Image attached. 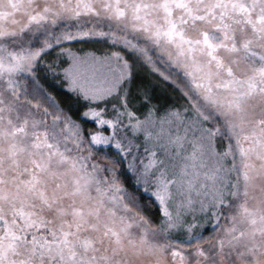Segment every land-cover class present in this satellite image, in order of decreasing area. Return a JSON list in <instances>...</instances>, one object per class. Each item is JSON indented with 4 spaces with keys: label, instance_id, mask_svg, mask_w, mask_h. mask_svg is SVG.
<instances>
[{
    "label": "snow or ice",
    "instance_id": "obj_1",
    "mask_svg": "<svg viewBox=\"0 0 264 264\" xmlns=\"http://www.w3.org/2000/svg\"><path fill=\"white\" fill-rule=\"evenodd\" d=\"M0 264H264V0H0Z\"/></svg>",
    "mask_w": 264,
    "mask_h": 264
}]
</instances>
